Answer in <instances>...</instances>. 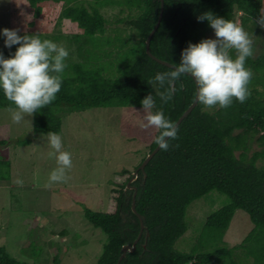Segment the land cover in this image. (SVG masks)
I'll use <instances>...</instances> for the list:
<instances>
[{"label":"trees","instance_id":"16d2710c","mask_svg":"<svg viewBox=\"0 0 264 264\" xmlns=\"http://www.w3.org/2000/svg\"><path fill=\"white\" fill-rule=\"evenodd\" d=\"M163 1L162 19L149 43L150 53L161 61L172 66L179 64L181 52L189 43L208 39L207 33L212 29L206 21L198 22L197 17L209 11L243 26L250 36L255 35L253 51L257 45L264 49V28L253 22L263 14L264 0ZM26 2L29 18L18 34L57 41L58 37H49L38 21L46 13L49 16L45 24L55 30L63 20L77 29L67 38L68 47H75L76 60H71V54L66 59L67 68L55 101L34 113L35 136L60 133L62 114L95 108L142 113L140 102L148 94L156 100V109L162 108L165 117L175 124L193 102L196 86L188 75L176 81L172 99L166 104L157 94L162 89L148 83L157 73L172 69L151 59L145 51V41L158 19L160 0H93L86 5L83 0ZM110 6L137 11L132 17L128 15L126 21H116L132 30L137 38L134 43L131 36L123 38L118 29H114V37L105 36L109 21L101 10ZM104 46L112 50L105 52ZM14 52L0 49L5 58ZM232 56L235 58L234 51ZM245 67L251 69L253 77L248 86L251 94L244 103L233 99L226 109H206L198 103L178 125V138L168 140V150L159 149L144 173L138 171L130 184L136 188L135 213L131 209L134 190L126 189L129 179L118 184L121 189L115 192L112 212H94L83 206L85 220L106 236L95 264H117L122 247L137 238L140 221L144 228L135 250L126 253L119 264H264V53L249 57ZM9 106L0 91V109ZM135 134L148 147V154L157 146L155 129L139 126ZM254 140L260 143L261 150L249 154ZM29 143L26 139L16 144ZM5 144L0 141V145ZM9 171L8 157H0V181L9 180ZM122 172L121 176L127 174ZM213 191L226 195L229 205L206 218L199 239L189 252L175 250L176 241L187 231L188 206ZM236 210L249 216L253 228L240 244L228 247L223 238ZM0 264L25 263L0 247Z\"/></svg>","mask_w":264,"mask_h":264},{"label":"rangeland","instance_id":"374dc122","mask_svg":"<svg viewBox=\"0 0 264 264\" xmlns=\"http://www.w3.org/2000/svg\"><path fill=\"white\" fill-rule=\"evenodd\" d=\"M83 1L86 5L93 0ZM27 7L26 0H0V30L23 32L21 27L29 18ZM101 13L109 21L105 36L114 37L118 29L123 38L131 36V43L136 41L132 30L124 22L116 21H126L137 11L110 6ZM48 16L46 13L38 21L49 37H58L55 42L66 47L75 61V47H68L67 38L77 33L76 27L63 20L55 30L45 24ZM251 36L254 40L255 35ZM207 38L215 39L213 30L207 33ZM15 46L5 48L4 37L0 35V49L15 51ZM104 47L102 50L107 52L113 45ZM260 53L264 49L257 45L252 57ZM113 57L116 58V53ZM145 115L112 108L62 114L58 135L62 137L63 150L72 155L73 166L67 172L70 177L67 183L47 186L57 162L49 156L53 150L47 135L33 134L35 114L15 124L10 114L0 109V141L6 142L0 145V157H8L10 163L9 180L0 181V247L25 264H95L106 236L85 220L83 206L94 212L113 211L115 192L121 189L118 184L130 180L141 159L148 155V147L135 134ZM26 139L28 145L16 144ZM260 150V143L252 141L249 154ZM122 171L127 174L121 176ZM17 179L23 181L22 186L15 182ZM229 203L226 195L215 191L193 201L185 215L187 231L176 241L175 250L189 252L198 241L206 218ZM252 228L249 216L236 210L223 240L228 247L237 246ZM55 254L58 256L54 261Z\"/></svg>","mask_w":264,"mask_h":264},{"label":"clouds","instance_id":"9594fccd","mask_svg":"<svg viewBox=\"0 0 264 264\" xmlns=\"http://www.w3.org/2000/svg\"><path fill=\"white\" fill-rule=\"evenodd\" d=\"M198 22L206 21L214 31L215 39H203L197 44L189 43L182 50L179 64L170 71L157 73L149 84H157L158 96L162 104L172 99L175 83L183 75L193 78L196 84L195 100L206 109L219 107L226 109L233 99L244 103L250 96L249 83L253 77L251 69L245 67L246 60L253 55V37L243 26L206 12L197 17ZM264 28V15L253 21ZM4 47L18 45L15 52L5 58L0 53V91L10 102L5 109L15 124L26 116H33L39 109L52 104L61 89L62 73L67 68L69 56L66 47L38 35H20L17 29H2ZM235 52V58L232 52ZM146 114L143 128H153L158 132L154 142L163 151L169 148L168 140L177 139L176 125L165 117L162 108L156 109V100L148 94L141 100ZM49 156L57 162V167L49 175V184L67 183L68 170L73 166L72 155L63 150V140L55 132L47 134ZM178 147V145H177ZM18 185L23 181L17 179Z\"/></svg>","mask_w":264,"mask_h":264},{"label":"water","instance_id":"95a60500","mask_svg":"<svg viewBox=\"0 0 264 264\" xmlns=\"http://www.w3.org/2000/svg\"><path fill=\"white\" fill-rule=\"evenodd\" d=\"M163 9H164V1L163 0H160V7H159V15H158V19H157V22L154 26V28L152 29V31L149 33L146 41H145V51H146V54L153 60H155L157 63L161 64V65H164L166 67H169V68H173V66L171 64H169L168 62H165V61H161L159 59H157L156 57H154L150 51H149V43H150V39L152 37V35L155 33V31L157 30L159 24H160V21L162 19V16H163ZM196 86V84H195ZM198 104V102H196L195 98L193 100V102L191 103V105L183 112V114L178 118V120L176 121L175 125H176V128L178 127V125L182 122V120L196 107V105ZM159 146L157 145L153 151L148 154L144 160L142 161V163L139 165V167L137 168V170L135 171V173L133 174V177H131V179L128 181V183L126 184V189H133L134 192H133V196H132V203H131V209L132 211L135 213V196H136V188L132 187L130 184L136 179L137 177V173L138 171H141L142 173H144V169H145V166L148 164V162L152 159V157L156 154V152L159 151ZM143 224L142 222L140 221V232L137 236V238L135 239V241L131 244V245H124L122 247V253L118 259V262L117 264H119V262L122 260V258L125 256L126 253H130V252H133L135 250V247H136V243L138 242L140 236H141V233L143 231Z\"/></svg>","mask_w":264,"mask_h":264}]
</instances>
